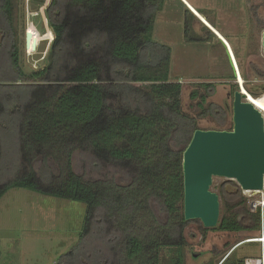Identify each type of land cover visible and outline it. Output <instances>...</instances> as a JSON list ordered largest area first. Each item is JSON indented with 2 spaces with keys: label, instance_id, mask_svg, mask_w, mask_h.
<instances>
[{
  "label": "trees",
  "instance_id": "obj_1",
  "mask_svg": "<svg viewBox=\"0 0 264 264\" xmlns=\"http://www.w3.org/2000/svg\"><path fill=\"white\" fill-rule=\"evenodd\" d=\"M16 1L0 0V133L16 132L26 171L0 184V199L16 188L84 203L86 234L97 227L111 244L124 239L128 260L161 264L162 249L170 248L171 264H185L183 153L199 127L183 110L182 85L170 81L171 48L153 39L165 0H35L48 2L54 41L47 66L30 73L21 67ZM210 111L202 117L223 122L225 111ZM221 193L230 202L240 189L231 182ZM246 213L258 229L259 215ZM238 216L220 229L248 230Z\"/></svg>",
  "mask_w": 264,
  "mask_h": 264
},
{
  "label": "rangeland",
  "instance_id": "obj_2",
  "mask_svg": "<svg viewBox=\"0 0 264 264\" xmlns=\"http://www.w3.org/2000/svg\"><path fill=\"white\" fill-rule=\"evenodd\" d=\"M188 1L229 41L246 82V89L250 88L254 97L264 98V0ZM47 3L41 5L35 0L16 1L14 28L21 67L26 73L38 71L48 64L54 38L46 15ZM186 10L189 9L181 0H165L164 9L156 17L153 39L171 48L170 81L182 85L183 110L198 119L199 130L231 131L233 94L239 87L235 85L234 69L227 49L199 20L189 23ZM27 31L32 33V50L26 48ZM208 86H212L213 94L207 90ZM195 93L198 97L192 99ZM200 97L206 98L202 108ZM213 107L226 112L222 123L215 114L202 117L205 111L210 113ZM18 143L16 132L0 133L3 155L0 184L26 171L23 169ZM83 167L81 164L77 169L81 175L84 174ZM89 170L88 178H92ZM231 182L238 186L236 182L225 178L216 177L213 180L211 190L220 197V220L216 228L207 229L200 221H189L183 248L185 264H246L263 256L264 244L248 242L259 240L264 234V206H260L264 194L248 193L238 186L240 196L226 202L221 190L223 185ZM228 189L231 193H238L234 187ZM178 209V216L184 214L183 203L178 205ZM246 211L257 218L259 215L258 229ZM154 212L160 224L167 223V215L159 214L156 209ZM236 213L239 214V220H248L246 226L249 229L238 234L221 230L223 220ZM86 216L87 205L84 203L26 189L9 190L0 199V264L141 263L142 258L128 260L125 256L124 239L111 244L105 233L97 227L86 234ZM144 223L149 225L147 220ZM174 251L162 249L160 263L171 264ZM145 255L147 262L152 260L149 252Z\"/></svg>",
  "mask_w": 264,
  "mask_h": 264
},
{
  "label": "water",
  "instance_id": "obj_3",
  "mask_svg": "<svg viewBox=\"0 0 264 264\" xmlns=\"http://www.w3.org/2000/svg\"><path fill=\"white\" fill-rule=\"evenodd\" d=\"M262 46L264 53V32ZM26 48H33L30 31ZM234 79L239 90L233 94V129L197 130L183 153L184 218L207 229L220 220V197L211 190L214 178L236 182L243 191L264 192V114L246 101L235 73Z\"/></svg>",
  "mask_w": 264,
  "mask_h": 264
},
{
  "label": "bare ground",
  "instance_id": "obj_4",
  "mask_svg": "<svg viewBox=\"0 0 264 264\" xmlns=\"http://www.w3.org/2000/svg\"><path fill=\"white\" fill-rule=\"evenodd\" d=\"M181 2L183 4H185L187 6L188 9H190L197 17V19L199 21H201V23H203L204 25H207V27H209L210 29H212L211 31H213L212 33L215 34V36L218 37V39L220 41H222L221 43L223 44V46L227 49L226 51L228 52V56L230 58L231 61V65L234 69V73L238 76V85H240L242 93L244 95H246V101L250 102L251 104H253L259 111H261L264 114V98L260 99L257 97H254L252 94H249L250 92L246 89V82L240 72V68L236 59V56L234 54V51L229 43V41L223 36V34L221 32H219L206 18L204 15H202L201 13H199L197 10L194 9V7L189 3V1L187 0H181ZM236 71V72H235ZM249 92V93H248ZM248 193H250V191H246ZM256 195H263L264 192L262 191H257V192H252ZM253 195V194H252ZM256 197V196H255ZM260 206H264V198L262 199ZM264 238V236H263ZM253 242H259V243H264V240L261 241L259 240H255ZM263 263V262H261ZM253 264H260L258 262H255Z\"/></svg>",
  "mask_w": 264,
  "mask_h": 264
},
{
  "label": "built area",
  "instance_id": "obj_5",
  "mask_svg": "<svg viewBox=\"0 0 264 264\" xmlns=\"http://www.w3.org/2000/svg\"><path fill=\"white\" fill-rule=\"evenodd\" d=\"M263 221H264V218H263L262 222H263ZM263 230H264V227H263ZM263 236H264V234H263ZM263 236H262V238L260 239L261 241L264 240ZM262 244H264V243H262ZM262 255H263V256H262L260 259H258V260H250V261H248L246 264H253V263H255V262H258V263H260V264H264V252H263ZM261 262H263V263H261Z\"/></svg>",
  "mask_w": 264,
  "mask_h": 264
},
{
  "label": "crops",
  "instance_id": "obj_6",
  "mask_svg": "<svg viewBox=\"0 0 264 264\" xmlns=\"http://www.w3.org/2000/svg\"><path fill=\"white\" fill-rule=\"evenodd\" d=\"M188 1V0H187ZM190 3V2H189ZM191 4V3H190ZM193 7H194V9L195 10H197L198 12H199V9L198 8H196V6H194L193 4H191ZM200 13V12H199ZM202 15H204V14H202ZM155 30V29H154ZM218 30V29H217ZM219 31V30H218ZM220 32V31H219ZM224 36V35H223ZM159 42V41H158ZM160 43H162V44H164L163 42H160Z\"/></svg>",
  "mask_w": 264,
  "mask_h": 264
},
{
  "label": "flooded vegetation",
  "instance_id": "obj_7",
  "mask_svg": "<svg viewBox=\"0 0 264 264\" xmlns=\"http://www.w3.org/2000/svg\"><path fill=\"white\" fill-rule=\"evenodd\" d=\"M236 72V71H235ZM237 74V73H236ZM237 83H238V81H237Z\"/></svg>",
  "mask_w": 264,
  "mask_h": 264
}]
</instances>
